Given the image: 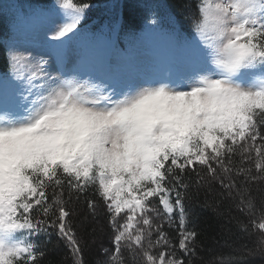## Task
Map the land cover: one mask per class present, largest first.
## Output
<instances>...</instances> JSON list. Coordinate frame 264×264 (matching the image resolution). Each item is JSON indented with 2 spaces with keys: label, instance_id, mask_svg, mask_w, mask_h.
I'll list each match as a JSON object with an SVG mask.
<instances>
[{
  "label": "snow or ice",
  "instance_id": "snow-or-ice-1",
  "mask_svg": "<svg viewBox=\"0 0 264 264\" xmlns=\"http://www.w3.org/2000/svg\"><path fill=\"white\" fill-rule=\"evenodd\" d=\"M94 7L0 4V264L264 255V0H187L186 27L150 10L123 38L82 26ZM197 209L235 225L227 256H200Z\"/></svg>",
  "mask_w": 264,
  "mask_h": 264
},
{
  "label": "trees",
  "instance_id": "trees-1",
  "mask_svg": "<svg viewBox=\"0 0 264 264\" xmlns=\"http://www.w3.org/2000/svg\"><path fill=\"white\" fill-rule=\"evenodd\" d=\"M49 1L51 0H19L21 4L25 5L27 3H46ZM91 3L95 7L87 14L84 23H94L97 26H101L112 22L114 18L120 33H129L141 29L149 22L150 10H155L159 18L164 16L166 20V18L173 17L185 27L188 24V21L184 18L186 15L184 5L187 0H91ZM8 34L9 24L3 15H0V40H6ZM4 70L3 61L0 60V72ZM195 222L197 227L203 231L200 256L204 261L218 260L233 251L230 245H233L236 236L240 235L236 231L234 224L230 227L232 232L236 234L235 236L222 235L218 225L215 223L211 210L201 211L200 209L196 210ZM210 225L212 226L210 227ZM55 243L56 241L53 240L47 247L51 249ZM241 244H247L248 248L254 247L252 240L246 236L236 241L235 247L239 248ZM63 255V251L55 255L49 252L47 258L59 260ZM258 257L262 258L259 264H264V255H246L245 264H252L253 260ZM95 258L94 253L89 254L90 260Z\"/></svg>",
  "mask_w": 264,
  "mask_h": 264
},
{
  "label": "rangeland",
  "instance_id": "rangeland-1",
  "mask_svg": "<svg viewBox=\"0 0 264 264\" xmlns=\"http://www.w3.org/2000/svg\"><path fill=\"white\" fill-rule=\"evenodd\" d=\"M11 2V0H0V4H9ZM51 3H53V0H52V2ZM51 3H49V4H51ZM1 15V14H0ZM10 19V18H9ZM146 28V27H145ZM145 28H143L142 30H140L139 32L137 31V32H135V33H140V32H142V31H144V29ZM88 29V28H87ZM123 38V37H122ZM262 261V258H260V257H258L256 260H253V262H252V264H259V262H261ZM250 262V261H249ZM250 264V263H249Z\"/></svg>",
  "mask_w": 264,
  "mask_h": 264
}]
</instances>
